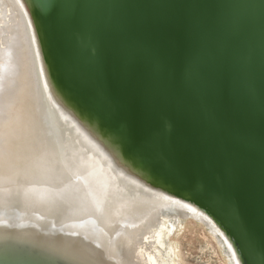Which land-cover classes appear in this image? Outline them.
<instances>
[{
  "label": "water",
  "instance_id": "1",
  "mask_svg": "<svg viewBox=\"0 0 264 264\" xmlns=\"http://www.w3.org/2000/svg\"><path fill=\"white\" fill-rule=\"evenodd\" d=\"M31 2L64 89L264 264V0Z\"/></svg>",
  "mask_w": 264,
  "mask_h": 264
},
{
  "label": "bare ground",
  "instance_id": "2",
  "mask_svg": "<svg viewBox=\"0 0 264 264\" xmlns=\"http://www.w3.org/2000/svg\"><path fill=\"white\" fill-rule=\"evenodd\" d=\"M180 217L208 228L224 264H247L220 216L64 89L31 0H0V254L21 264H181L170 252Z\"/></svg>",
  "mask_w": 264,
  "mask_h": 264
},
{
  "label": "rangeland",
  "instance_id": "3",
  "mask_svg": "<svg viewBox=\"0 0 264 264\" xmlns=\"http://www.w3.org/2000/svg\"><path fill=\"white\" fill-rule=\"evenodd\" d=\"M34 93L37 96V92ZM204 217L207 218L205 215ZM201 223L195 219L180 217L177 230L170 235L172 248L170 252L177 256L181 264H224V261L228 260L224 257L217 238ZM217 230L220 234V230ZM219 238L222 239L220 236Z\"/></svg>",
  "mask_w": 264,
  "mask_h": 264
}]
</instances>
